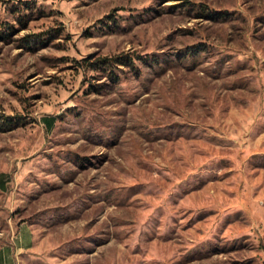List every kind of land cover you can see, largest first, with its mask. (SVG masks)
I'll use <instances>...</instances> for the list:
<instances>
[{"label":"rangeland","instance_id":"374dc122","mask_svg":"<svg viewBox=\"0 0 264 264\" xmlns=\"http://www.w3.org/2000/svg\"><path fill=\"white\" fill-rule=\"evenodd\" d=\"M3 253L264 264V0H0Z\"/></svg>","mask_w":264,"mask_h":264},{"label":"crops","instance_id":"0c3cea01","mask_svg":"<svg viewBox=\"0 0 264 264\" xmlns=\"http://www.w3.org/2000/svg\"><path fill=\"white\" fill-rule=\"evenodd\" d=\"M31 233L28 229L24 228L23 231H21L17 237L16 240V248L21 252L22 250L28 249L30 247L31 243ZM6 263V256L3 253L0 255V264Z\"/></svg>","mask_w":264,"mask_h":264},{"label":"trees","instance_id":"16d2710c","mask_svg":"<svg viewBox=\"0 0 264 264\" xmlns=\"http://www.w3.org/2000/svg\"><path fill=\"white\" fill-rule=\"evenodd\" d=\"M116 59L118 60V58H116ZM113 60H114V58L109 57V56L98 57V58L94 59L93 61H90V64L91 65H98V66L109 65L112 63Z\"/></svg>","mask_w":264,"mask_h":264}]
</instances>
